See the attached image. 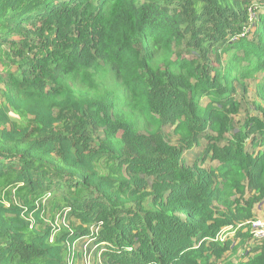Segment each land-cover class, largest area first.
Returning a JSON list of instances; mask_svg holds the SVG:
<instances>
[{"label": "trees", "instance_id": "1", "mask_svg": "<svg viewBox=\"0 0 264 264\" xmlns=\"http://www.w3.org/2000/svg\"><path fill=\"white\" fill-rule=\"evenodd\" d=\"M259 77L264 0H0V264H264Z\"/></svg>", "mask_w": 264, "mask_h": 264}, {"label": "rangeland", "instance_id": "2", "mask_svg": "<svg viewBox=\"0 0 264 264\" xmlns=\"http://www.w3.org/2000/svg\"><path fill=\"white\" fill-rule=\"evenodd\" d=\"M256 80H247L245 82L246 89H243L241 85L237 86V99L240 102V110L236 116L238 123L246 118L247 115L249 116H258L262 117L261 111L258 110L255 107V104H260L264 108V99L262 96L257 92L256 86H257ZM261 90V89H259ZM197 153H194L192 151L187 152L186 157L189 162H191ZM47 203V200H45ZM66 224L63 221V217H56V220L54 221L53 225H61ZM227 228L223 229V238ZM222 238V239H223ZM75 248L78 250H81L84 252V260L80 261L79 264H101L97 262L94 258V249L95 245L92 243V240L90 238H81L77 241Z\"/></svg>", "mask_w": 264, "mask_h": 264}, {"label": "built area", "instance_id": "3", "mask_svg": "<svg viewBox=\"0 0 264 264\" xmlns=\"http://www.w3.org/2000/svg\"><path fill=\"white\" fill-rule=\"evenodd\" d=\"M247 224L248 230L253 237L264 240V215H255L252 219L248 220Z\"/></svg>", "mask_w": 264, "mask_h": 264}, {"label": "crops", "instance_id": "4", "mask_svg": "<svg viewBox=\"0 0 264 264\" xmlns=\"http://www.w3.org/2000/svg\"><path fill=\"white\" fill-rule=\"evenodd\" d=\"M259 80H260V77L256 81L258 82ZM256 89H257V86H256ZM255 215H258V216L264 215V202L261 203V204H259L258 206H256V208H255Z\"/></svg>", "mask_w": 264, "mask_h": 264}]
</instances>
